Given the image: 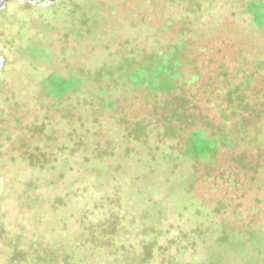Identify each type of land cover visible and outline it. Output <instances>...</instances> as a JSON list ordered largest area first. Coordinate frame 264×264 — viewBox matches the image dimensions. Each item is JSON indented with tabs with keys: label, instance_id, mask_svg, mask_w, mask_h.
<instances>
[{
	"label": "rangeland",
	"instance_id": "1",
	"mask_svg": "<svg viewBox=\"0 0 264 264\" xmlns=\"http://www.w3.org/2000/svg\"><path fill=\"white\" fill-rule=\"evenodd\" d=\"M2 13L0 264H264V212H238L244 194L264 206V171L245 177L264 151L236 164L241 147L213 131L210 107L232 62H263L264 0L10 1ZM243 84L255 95L264 70ZM41 95L50 120L23 148L46 120Z\"/></svg>",
	"mask_w": 264,
	"mask_h": 264
},
{
	"label": "flooded vegetation",
	"instance_id": "2",
	"mask_svg": "<svg viewBox=\"0 0 264 264\" xmlns=\"http://www.w3.org/2000/svg\"><path fill=\"white\" fill-rule=\"evenodd\" d=\"M11 1H15L17 3H27L29 5L36 6L38 8H45L53 4L52 2H49L47 0H35L33 2L23 1V0H11ZM6 4L0 9V15L3 14L2 12H4V8ZM4 24H6V20L0 19V31L3 28ZM41 47L43 49H46L48 53H54L51 46L41 45ZM51 57L54 59L53 56ZM51 57L49 59H52ZM239 59L237 58V61H234L229 65L230 68L234 69V73H233L234 78L232 79V83L230 84V87L229 88L222 87L221 89H217V90L213 89L211 91L210 94L212 97L210 99V104H211L210 107L214 112L215 115L214 118L217 119L216 123L214 124L213 131L215 132L220 131L222 134H226L231 139L229 145H239L241 147L240 150L241 156L235 159L236 164L241 165L242 161L245 160L242 156H247L246 154H248L247 152H250V150H254L256 152L264 151V85H261L262 87L258 88L257 93L253 96L245 95L242 92L244 86L243 83L247 80H251L255 78L256 76H259L260 71L264 70V59L263 62L259 61L256 63L251 61L250 62L243 61L244 60L243 58H241L240 60ZM5 65H6V60L4 59V57L0 55V73L4 71ZM220 70L222 71V72L220 71V75L223 78H226L228 76V72H227L228 69L221 67ZM51 74L53 73L47 74L46 77ZM249 88L250 87H248L247 89ZM77 89H79V86L77 87ZM222 91L229 92V94L227 95L228 96L227 103L222 100L221 101L215 100V97L221 94ZM9 96H12L11 99L13 98L16 99L15 97L16 95L15 96L8 95V97ZM37 98L38 99L41 98L42 100L47 102L46 107L48 113L46 115V120H43L41 122H34V124H32L31 126L26 127L33 129L35 128V130L29 133L28 135H26L25 140L23 142L20 141V143H18V145H21V147L23 148L29 146L31 147L33 144L37 143L39 139L38 137L43 134L47 122L48 120H50L51 117V115L49 114V111L51 112L49 106L52 105L51 102L54 101V98L52 99L50 97H47L46 95H41ZM261 158L264 159V154H262ZM250 169H251V173L245 176L246 181H251V182L261 181L258 174V170L263 172L264 164L262 165L261 163L256 162L255 164L250 165ZM254 186L251 185L250 187L253 188ZM1 187H2V179L0 178V192H1ZM245 192L246 191L244 190L242 194H244ZM241 198H244V202L243 204L241 203L242 205H240L239 207L240 210L238 212H240L241 214L246 213L248 215L246 219L247 223L248 222L252 223L256 221L257 217L254 216V218H252L250 214L251 213L262 214L264 212V206L258 204L257 201L258 197L256 196L247 197L244 194V196L241 195L240 199ZM248 198L253 200L252 202H250L251 205L246 204V202L249 203V201H247Z\"/></svg>",
	"mask_w": 264,
	"mask_h": 264
},
{
	"label": "water",
	"instance_id": "3",
	"mask_svg": "<svg viewBox=\"0 0 264 264\" xmlns=\"http://www.w3.org/2000/svg\"><path fill=\"white\" fill-rule=\"evenodd\" d=\"M9 1H11V0H0V9ZM23 1L33 2L35 0H23ZM47 1L54 3V2H57L58 0H47Z\"/></svg>",
	"mask_w": 264,
	"mask_h": 264
}]
</instances>
